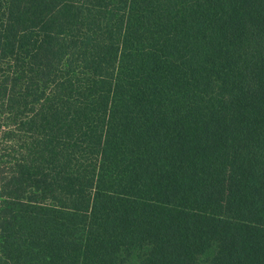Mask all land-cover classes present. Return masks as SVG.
<instances>
[{
	"label": "trees",
	"instance_id": "obj_1",
	"mask_svg": "<svg viewBox=\"0 0 264 264\" xmlns=\"http://www.w3.org/2000/svg\"><path fill=\"white\" fill-rule=\"evenodd\" d=\"M0 264H264V0H0Z\"/></svg>",
	"mask_w": 264,
	"mask_h": 264
}]
</instances>
